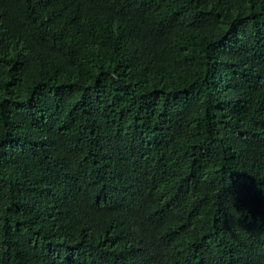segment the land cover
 Returning <instances> with one entry per match:
<instances>
[{
    "label": "trees",
    "instance_id": "trees-1",
    "mask_svg": "<svg viewBox=\"0 0 264 264\" xmlns=\"http://www.w3.org/2000/svg\"><path fill=\"white\" fill-rule=\"evenodd\" d=\"M0 264H264V0H0Z\"/></svg>",
    "mask_w": 264,
    "mask_h": 264
}]
</instances>
